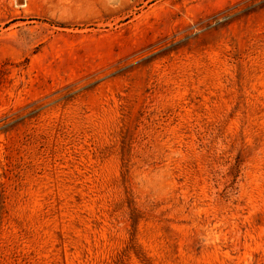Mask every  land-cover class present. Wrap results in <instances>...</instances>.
I'll use <instances>...</instances> for the list:
<instances>
[{
    "label": "rangeland",
    "instance_id": "1",
    "mask_svg": "<svg viewBox=\"0 0 264 264\" xmlns=\"http://www.w3.org/2000/svg\"><path fill=\"white\" fill-rule=\"evenodd\" d=\"M0 264H264V0H0Z\"/></svg>",
    "mask_w": 264,
    "mask_h": 264
}]
</instances>
